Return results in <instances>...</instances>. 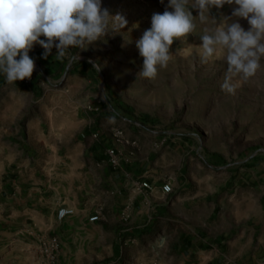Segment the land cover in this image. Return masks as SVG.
<instances>
[{
	"label": "rangeland",
	"instance_id": "374dc122",
	"mask_svg": "<svg viewBox=\"0 0 264 264\" xmlns=\"http://www.w3.org/2000/svg\"><path fill=\"white\" fill-rule=\"evenodd\" d=\"M101 3L110 14L124 16L127 25L84 50L75 48L74 56L86 64L90 78L72 80L71 87L65 80L44 81L40 94L35 93L41 101L26 92L0 90V135L42 132L50 136L49 143H57L77 160L78 132L85 134L95 116L101 126L113 119L112 128L137 140L134 149L124 150L121 167H142L140 171L149 172L147 176L158 183L171 178L173 194L159 210L157 189L150 208L135 206L136 213L122 221L118 206L114 211L117 199L104 181L102 170L111 166L106 147L91 155L83 141L81 162L97 165V190L103 193L96 209L104 206L107 215L95 225L78 216L46 232L14 211L0 212V264H264V70L247 81L235 78L234 95L223 92L224 53L202 63L199 47L200 36L215 25L211 19L201 23L198 11L190 8L197 17L193 33L174 40L172 60L158 68L154 79L140 77L143 57L136 41L151 27L154 13L173 11L169 0ZM234 7H213L210 16L219 23L231 17ZM231 22L245 30L250 27L243 18L233 17ZM93 64L100 66L99 72ZM92 133L87 139L94 140ZM148 215L153 219L149 226L143 221ZM236 218L243 222L227 232L220 255H212L220 260H204L207 253L188 251L190 242L200 243L223 227L234 229ZM241 230L242 238L234 237Z\"/></svg>",
	"mask_w": 264,
	"mask_h": 264
},
{
	"label": "clouds",
	"instance_id": "9594fccd",
	"mask_svg": "<svg viewBox=\"0 0 264 264\" xmlns=\"http://www.w3.org/2000/svg\"><path fill=\"white\" fill-rule=\"evenodd\" d=\"M225 4L236 7L231 17H222L218 23L210 10ZM168 8L173 11L166 8L162 14L152 15L151 27L136 41L143 57L140 77L154 79L158 68L168 66L174 40L193 33L197 17L201 23L211 19L215 25L200 36L199 47L202 63L224 53L227 70L221 84L223 92L234 95L235 78L247 81L264 70V0H169ZM190 8L198 11L197 17ZM233 17L246 19L249 29L239 22L229 23ZM126 25V18L110 14L102 8L101 0H0V73L10 84L31 79L35 61L29 52L35 44L44 49L42 58L47 59L55 47V57L62 61L70 48L84 50L109 31ZM93 68L100 70L97 64Z\"/></svg>",
	"mask_w": 264,
	"mask_h": 264
},
{
	"label": "crops",
	"instance_id": "0c3cea01",
	"mask_svg": "<svg viewBox=\"0 0 264 264\" xmlns=\"http://www.w3.org/2000/svg\"><path fill=\"white\" fill-rule=\"evenodd\" d=\"M56 52V48L53 47L51 54L47 59H44L42 58L44 49L39 50L33 46L29 56L34 59L36 68L31 80L28 82L25 80L17 81L10 84L6 81L4 74L0 73V90L9 91L10 93L26 92L31 94L33 99L36 98L37 101H41L42 97L35 96V93L36 95L40 94L39 91L42 89L44 81L53 84L58 80H65L66 86H69L72 80L83 81L82 77L90 78L86 64L74 56L75 48H70L69 54L62 61L56 59ZM89 99L93 100L91 96ZM68 101L71 104L80 103V101L74 103L70 99ZM72 110L76 112L78 108ZM78 113L80 115L78 120L81 122L80 109ZM96 117L92 124L85 126L83 131L85 134L78 132L76 135L78 141L77 160L75 158L72 160L71 156L67 154L68 152L64 148L60 149L57 143H49L50 136L40 134L42 132L30 134L27 131L25 134H21L20 137L11 132L0 135V138L6 139L4 142L0 141V169H3L0 174V212L14 211L16 216H22L25 223L29 222L32 226H40L46 232H53L55 228H60L78 216L91 224L88 222V218L96 210L97 204L95 203L99 202V196L103 193H99L97 190V165L93 162L88 165L81 162L82 142L85 143V151H88L91 155L97 154L102 148L112 143L110 129L116 127L113 119H107L102 126L97 125ZM92 132L99 134V140L87 139ZM53 137L56 136L53 135ZM46 138L47 140H45ZM35 142L38 144L37 148L35 147L37 145H34ZM140 169L142 167H133L132 164H127L121 167V171L117 173L113 171L114 168L111 166L102 170L105 184L110 187L113 199H117V201H114L117 202V205L114 203V211L119 209L120 213L121 206L125 204L127 199L130 180L140 176L146 177L154 187L152 198L154 200L155 193L161 183H158L156 179H151L150 175L147 176L149 172H142ZM169 180L173 185L172 179ZM157 194L160 195L158 191ZM172 194L173 192L161 199L159 196V210L167 205L164 202ZM250 199L252 200V198ZM258 201L259 196L255 195L253 205L256 206ZM62 203L73 206L76 209V215L64 222H58L56 220V210ZM135 204V206L141 208L140 204L142 202L138 198ZM116 206H118V209H116ZM102 208L103 215H107V208L106 210L104 206ZM141 213L143 212H138L136 215H141ZM154 217L157 218V215H154ZM100 222L102 221L91 225ZM241 222H243L242 218H236L234 229L223 227L213 237H207L200 243L190 242L188 251L197 250L200 254L207 253L208 257L204 256V260H220L221 258H213L212 255H220L227 232H234ZM256 229L258 230L257 227ZM235 235L234 237L241 239L244 233L241 230L240 233L237 231ZM199 245L202 248L199 249ZM253 264L262 263L257 261Z\"/></svg>",
	"mask_w": 264,
	"mask_h": 264
},
{
	"label": "built area",
	"instance_id": "2783aa9c",
	"mask_svg": "<svg viewBox=\"0 0 264 264\" xmlns=\"http://www.w3.org/2000/svg\"><path fill=\"white\" fill-rule=\"evenodd\" d=\"M41 39H46L45 37H41ZM39 50H42V46L39 44H35ZM36 68V67H35ZM38 69V68H37ZM31 79H25L28 82ZM93 110L97 111V108H93ZM137 125V124H135ZM91 137L94 140L99 138V134L94 132ZM110 137L112 139V143L109 146H106V155L108 157V163L114 168H120L121 164L125 161L123 160L125 157L123 156V152L126 148L134 149L137 146V140L127 138L123 131L120 128H111L110 129ZM132 154V153H131ZM128 195L124 207L120 211V219L122 221H128L131 217V214L135 212V203L139 198L144 206L150 208L154 187L148 181V179L144 176H140L135 179L130 180V185L128 187ZM173 192V185L171 181L163 180L159 186L160 199L171 194ZM141 212V211H140ZM76 215V209L68 204L62 203L56 210V220L58 222H64ZM104 218L103 208L98 207L94 213L88 218L89 223H97L102 221ZM152 216L149 215L147 217L146 223L149 226L152 221Z\"/></svg>",
	"mask_w": 264,
	"mask_h": 264
}]
</instances>
